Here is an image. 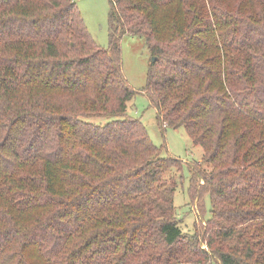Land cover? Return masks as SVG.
Instances as JSON below:
<instances>
[{
  "label": "trees",
  "instance_id": "16d2710c",
  "mask_svg": "<svg viewBox=\"0 0 264 264\" xmlns=\"http://www.w3.org/2000/svg\"><path fill=\"white\" fill-rule=\"evenodd\" d=\"M110 2L106 50L75 0H0V264H264V0ZM124 35L162 130L203 149L193 233L166 178L183 160L127 117Z\"/></svg>",
  "mask_w": 264,
  "mask_h": 264
},
{
  "label": "rangeland",
  "instance_id": "374dc122",
  "mask_svg": "<svg viewBox=\"0 0 264 264\" xmlns=\"http://www.w3.org/2000/svg\"><path fill=\"white\" fill-rule=\"evenodd\" d=\"M75 2L92 39L99 47L108 50L111 46L110 13L112 6L110 0H75ZM120 47L124 77L130 87L139 92L128 105L127 117L138 119L145 125L152 141L162 150L163 155L183 160L185 164L183 172L174 168L166 174V178L171 179L173 175L178 180L179 188L175 193L176 217L184 232L193 233L195 223L201 226L210 217V197L203 198L205 193L202 192L201 196L198 194L191 200L188 193L193 173L198 174V176L194 175L196 179L193 183L198 187V192L204 184L200 172L205 173L208 167L206 168L201 163L203 149L193 144L183 128L162 130L158 124L157 107L152 105L146 94L142 93L147 83L152 60L145 40L138 36L124 35L120 39ZM110 120L104 117L89 119L97 125H105ZM204 204L206 210H204ZM206 211L208 213L204 218L203 213ZM203 245L209 251L207 244ZM214 264L217 263L214 262Z\"/></svg>",
  "mask_w": 264,
  "mask_h": 264
},
{
  "label": "water",
  "instance_id": "95a60500",
  "mask_svg": "<svg viewBox=\"0 0 264 264\" xmlns=\"http://www.w3.org/2000/svg\"><path fill=\"white\" fill-rule=\"evenodd\" d=\"M156 61V58H153V62H155Z\"/></svg>",
  "mask_w": 264,
  "mask_h": 264
}]
</instances>
